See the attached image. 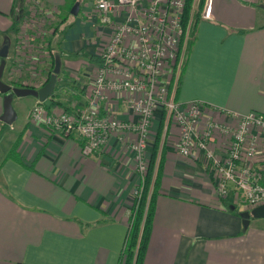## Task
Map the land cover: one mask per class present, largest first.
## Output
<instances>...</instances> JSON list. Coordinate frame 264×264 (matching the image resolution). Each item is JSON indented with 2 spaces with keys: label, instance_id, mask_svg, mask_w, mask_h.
I'll use <instances>...</instances> for the list:
<instances>
[{
  "label": "crops",
  "instance_id": "1",
  "mask_svg": "<svg viewBox=\"0 0 264 264\" xmlns=\"http://www.w3.org/2000/svg\"><path fill=\"white\" fill-rule=\"evenodd\" d=\"M75 2L78 12L73 15L70 9ZM95 3L0 0V48L15 39L12 13L20 4L24 16L26 4H32L54 10L60 23L65 18V33L58 47L64 56L57 64L61 72L52 97L44 103H60L51 106V111L67 107L69 112H80L91 97L100 63L95 61L94 50L111 34ZM262 4V0H211V17L198 23L178 101L198 100L205 117H218L229 124L232 121L227 113L255 111L264 116ZM110 18L121 22L123 12ZM48 38L52 46L51 33ZM48 71L49 67L41 79L20 81L17 87H41ZM170 77L166 71L163 81L170 82ZM130 99L127 93L109 94L101 112L135 120ZM37 102L34 97L19 124H15V109L11 125L0 121V264H119L139 186L128 143L113 136L92 155L83 156V140L76 132L69 136L49 134L43 126L29 121L30 109ZM2 112L0 93V116ZM160 114L159 108L152 121V136ZM166 123L167 118L164 132ZM177 134L178 128L170 121L142 264H264V218L251 217L244 227L239 214L246 207L234 201L233 185L228 198L219 196L203 164L177 152ZM223 199L234 204L238 213L229 211Z\"/></svg>",
  "mask_w": 264,
  "mask_h": 264
},
{
  "label": "built area",
  "instance_id": "2",
  "mask_svg": "<svg viewBox=\"0 0 264 264\" xmlns=\"http://www.w3.org/2000/svg\"><path fill=\"white\" fill-rule=\"evenodd\" d=\"M184 3L185 0H96L99 18L111 28V34L97 56L100 63L87 106L80 112L51 111L43 102H37L30 109L29 121L43 126L49 134L69 136L76 132L83 140V156L92 155L113 136L126 141L139 179L135 198L140 196L139 187L147 171L152 121L155 112L164 109L167 121L178 128L177 152L203 164L219 196L227 197L231 183L240 201L250 207L264 205V117L255 111L227 113L232 124L218 117H205L201 102L176 100V82L170 93V82L163 81L165 72L179 68L183 59ZM210 10L211 0H205L202 17L210 18ZM117 12H123V21L113 22L110 18ZM36 63L35 58L30 60L31 68L36 69ZM173 74L171 77L177 78L178 73ZM125 93L131 95L135 120H121L101 112L109 94ZM130 136L133 140H129ZM133 214L131 206L128 229Z\"/></svg>",
  "mask_w": 264,
  "mask_h": 264
},
{
  "label": "trees",
  "instance_id": "3",
  "mask_svg": "<svg viewBox=\"0 0 264 264\" xmlns=\"http://www.w3.org/2000/svg\"><path fill=\"white\" fill-rule=\"evenodd\" d=\"M205 4V0H185L182 15H181V25L183 27V36L181 37V46L185 44L184 53L182 63L179 68H175V72L178 73L177 78L171 77L169 84V92L171 93L173 90L174 82H176L175 90H174V98L177 100L179 87L181 83V79L185 68L188 63L189 55L191 53L192 47L197 38L198 31V23L203 18L202 11ZM19 5L17 11H13L12 13V24L11 32L14 35H17L21 30V22L24 17V10ZM65 21V18L62 19V23ZM58 22L53 26L51 31L52 38L54 37V43L51 46L50 40L47 39L46 50L48 53V61H49V71L47 72L46 80L43 82L44 85L50 78L52 74H56L59 76L60 65L57 66L58 60L62 59V52L60 53L59 45L61 44L64 37V27L63 24ZM53 50H57L60 58H56L55 52ZM89 60H92V56H88ZM98 61L100 59L95 58ZM57 69V71H55ZM174 76L175 73L173 74ZM18 86L16 83L14 84ZM31 87L33 86H25ZM52 97V95H51ZM60 104L58 101H52L50 105L46 106L47 109H50L51 106ZM63 111H70V108H62ZM166 122V112L165 110H161V114L159 117L158 126L155 132V136L152 142L151 149L149 151V158L147 161V171L144 177V181L142 185L139 187L140 196L135 197L132 205L133 221L131 227L128 229V233L126 236V240L124 243L123 250L120 255L119 264H142L144 260V256L146 253V249L148 246V242L150 239V233L153 225V217H154V209H155V201L158 194L159 189V180L161 176V170L163 163L165 161V136L167 132V126L170 123V120L166 123V131L165 129ZM15 148V147H14ZM223 204L229 211L238 213L236 209H234V204L228 202L227 200H222Z\"/></svg>",
  "mask_w": 264,
  "mask_h": 264
},
{
  "label": "rangeland",
  "instance_id": "4",
  "mask_svg": "<svg viewBox=\"0 0 264 264\" xmlns=\"http://www.w3.org/2000/svg\"><path fill=\"white\" fill-rule=\"evenodd\" d=\"M57 22H58V18L56 17V12L54 10H49V9L46 10V8H43L41 6H34L32 4L27 7L26 4V13L25 16L23 17V21L21 22L22 23L21 30L17 35L13 34L14 35L13 38L15 39L12 43H11L12 38L10 39L11 44L9 45V50H8L9 61L5 65L2 76V80L4 82L17 84L20 81H30L29 80L30 78L33 82L36 78L41 79L42 77H44V74L46 73L49 67L48 53L46 48L44 47V44L46 43V39L50 35L53 26ZM97 44L100 46V48L94 50L95 56H98L100 50L104 48L103 44L101 43H97ZM18 45H20L19 48ZM53 51L55 52L56 58L57 57L60 58L58 55L59 54L58 51L55 50ZM34 58L37 60L36 69L31 68V64H30V60ZM59 61L61 62L63 61V59H60ZM167 71L170 72L171 74L175 73V70L173 69H168ZM13 99L14 101L12 102V105L14 109L17 111V117H18L15 124H19L22 120L23 114L28 109L34 97L31 95L22 96V97L14 96ZM43 103H45V101ZM152 132L154 131H151V133ZM150 137L154 138V135L152 136V134H150ZM151 141L152 140L150 139V142ZM231 194H233V191L230 188V192L226 198H228V196ZM235 194L236 191L234 189V195H233L234 201H239L241 205H244L246 207L245 208L246 210H243L242 212L251 210L252 208L256 207V206L250 207L246 205V203L240 201L239 198H235Z\"/></svg>",
  "mask_w": 264,
  "mask_h": 264
},
{
  "label": "water",
  "instance_id": "5",
  "mask_svg": "<svg viewBox=\"0 0 264 264\" xmlns=\"http://www.w3.org/2000/svg\"><path fill=\"white\" fill-rule=\"evenodd\" d=\"M261 7L264 9L263 4L261 5ZM77 12L78 2L75 3L70 10V13L73 15H76ZM9 45L10 43L8 40L4 42L0 48V93L3 95V112L0 116V121L11 125L16 119V111L14 110V107L12 105L14 96L22 97L31 95L37 98L38 102H44L52 95L55 88L57 76L56 74H52L49 80L39 88L17 87L5 83L2 80V75L6 65V58L8 57ZM55 71H57V69H55ZM239 216L242 219L244 226H247L251 217L264 218V206L260 205L252 208L251 210L241 212Z\"/></svg>",
  "mask_w": 264,
  "mask_h": 264
}]
</instances>
